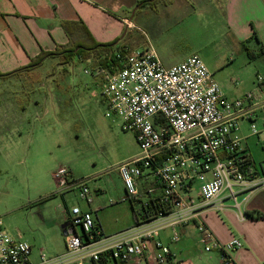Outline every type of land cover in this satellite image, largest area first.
<instances>
[{
    "label": "built area",
    "instance_id": "1",
    "mask_svg": "<svg viewBox=\"0 0 264 264\" xmlns=\"http://www.w3.org/2000/svg\"><path fill=\"white\" fill-rule=\"evenodd\" d=\"M116 55L122 60V67L106 73L102 83L106 116L121 121L123 131L135 133L140 148L139 156L119 166V176L127 197L137 202L142 196L139 181L151 177L155 187L148 189V199L141 202L142 207L153 201L160 210H172L169 215L160 213L152 221L156 225L146 224L136 236L108 239L97 229L92 212L73 207L71 232L66 237L68 254L104 243L91 251L94 264L101 262L103 254H110L116 263L140 262L145 257L152 258V245L156 264H174L176 257L160 240V231L166 226L173 228L171 240L175 243L180 240L175 228L191 222L197 223L207 252L240 249L243 244L237 238L226 245L215 241L200 218L224 191L236 200L238 192L262 184L254 161L242 151L238 132L242 121L250 123L253 135L264 131V122L261 129L257 126L260 117H264V98L251 92L229 100L198 55L170 68L163 65L149 45ZM257 80L264 85V77ZM54 176L61 188L77 187L80 198L92 204L85 181L71 180V173L65 168ZM197 183L199 187L195 189ZM155 190L159 194L153 196ZM31 254L32 246L22 235H10L0 221V264H36ZM65 261L64 257L49 258L44 253L40 257L41 264Z\"/></svg>",
    "mask_w": 264,
    "mask_h": 264
},
{
    "label": "crops",
    "instance_id": "2",
    "mask_svg": "<svg viewBox=\"0 0 264 264\" xmlns=\"http://www.w3.org/2000/svg\"><path fill=\"white\" fill-rule=\"evenodd\" d=\"M145 1L150 0H0V75L24 69L42 53L68 45L70 37L63 25L71 23L73 33L81 30L83 39L88 40L86 30L99 44L125 38L132 41L135 50L152 46L166 68L198 55L206 65L214 66L217 72L211 71L213 77L229 100L251 92L264 98V85L257 80L264 77V0H161L157 5L140 7ZM29 73L21 71L0 78V86L6 83L13 89V96L10 97L11 93L1 96L0 115L12 111L14 106L9 103L16 94L30 90L31 81L26 80ZM263 122L261 116L258 120L261 127ZM20 131V125L3 130L12 135L21 134ZM249 132L250 123L242 121L238 132L242 151L252 158L256 168L251 141L257 136L264 144V131L258 135ZM256 171L262 181L259 187L238 192L236 200L224 191L200 218L221 245L237 238L243 246L229 253L218 249L207 252L196 222L176 227L180 240L175 243L171 240L173 228L166 226L160 231V240L175 255L174 264H264V218L258 216L264 214V169L261 173L257 168ZM153 183L151 177L139 181L142 196L138 202L147 197V189ZM83 211L92 212L90 206ZM65 221V231L71 232L67 218ZM96 223L105 235L101 223ZM146 224L157 223L136 226L128 234L138 235ZM22 239L32 246L31 260L41 264L44 250ZM64 242V250L48 255L64 257L66 261L62 264H94L91 251L104 244L69 255L66 236ZM149 254L152 258L145 257L140 262L115 264H156L152 245Z\"/></svg>",
    "mask_w": 264,
    "mask_h": 264
},
{
    "label": "rangeland",
    "instance_id": "3",
    "mask_svg": "<svg viewBox=\"0 0 264 264\" xmlns=\"http://www.w3.org/2000/svg\"><path fill=\"white\" fill-rule=\"evenodd\" d=\"M60 62L49 58L30 70L26 77L30 90L16 94L9 103L12 111L0 115V221L10 235L21 234L47 256L64 250L65 219L69 223L73 207L90 206L108 239L136 229L134 210L142 209L140 202L127 197L118 172L121 164L140 155L135 133L123 131L121 121L106 116L103 82L92 61L75 60L71 66ZM207 66L217 72L213 65ZM11 91L12 86L1 85L0 100ZM18 125L21 134L3 132ZM257 126L262 128L258 122ZM253 137L252 153L261 173L264 144ZM61 168L71 173V180L87 183L92 204L80 198L77 187L59 186L54 175ZM158 194L155 190L153 196Z\"/></svg>",
    "mask_w": 264,
    "mask_h": 264
},
{
    "label": "trees",
    "instance_id": "4",
    "mask_svg": "<svg viewBox=\"0 0 264 264\" xmlns=\"http://www.w3.org/2000/svg\"><path fill=\"white\" fill-rule=\"evenodd\" d=\"M161 0H150L141 3L139 6L157 5ZM71 23H64V29L66 30L68 36L70 37V42L68 45L63 47H58L52 53H42L39 57L32 60L31 64L24 69H20L10 74L0 75V78H8L16 75L21 71H30L36 67H40L44 64V62L49 58H54L60 60V64L64 66L73 65L75 60L80 61L81 63H86L88 61H92V67L97 75L101 77L102 82L105 79L106 73H114L118 71L122 65V60L117 57V53L119 51H123L125 54V50H132L131 42L125 40V38L118 39L117 41L109 44H99L97 43L90 33L85 30L88 40L83 39V35L81 30H78L76 33L71 31ZM130 201L134 202L135 200L130 199ZM153 202V201H152ZM150 202L148 206L142 207L141 211L137 213L134 210L136 226H140L142 224L151 222L155 220L159 214L169 215L171 214V208L166 207L162 210L158 209L157 206L153 205ZM260 218H264V214L258 213ZM251 217V216H250ZM97 224V223H96ZM66 228V227H65ZM97 229L102 230L99 225H97ZM99 240V239H97ZM116 261L110 259V254H103L101 256V262L99 264H115Z\"/></svg>",
    "mask_w": 264,
    "mask_h": 264
},
{
    "label": "water",
    "instance_id": "5",
    "mask_svg": "<svg viewBox=\"0 0 264 264\" xmlns=\"http://www.w3.org/2000/svg\"><path fill=\"white\" fill-rule=\"evenodd\" d=\"M69 233H70V232L65 231V227H64V235L67 237Z\"/></svg>",
    "mask_w": 264,
    "mask_h": 264
}]
</instances>
